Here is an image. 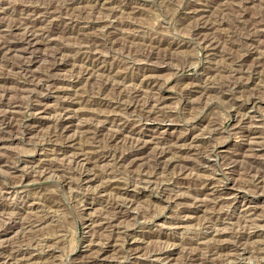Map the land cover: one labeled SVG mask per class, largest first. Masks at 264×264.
<instances>
[{
	"label": "rangeland",
	"instance_id": "374dc122",
	"mask_svg": "<svg viewBox=\"0 0 264 264\" xmlns=\"http://www.w3.org/2000/svg\"><path fill=\"white\" fill-rule=\"evenodd\" d=\"M0 264H264V0H0Z\"/></svg>",
	"mask_w": 264,
	"mask_h": 264
},
{
	"label": "bare ground",
	"instance_id": "6f19581e",
	"mask_svg": "<svg viewBox=\"0 0 264 264\" xmlns=\"http://www.w3.org/2000/svg\"><path fill=\"white\" fill-rule=\"evenodd\" d=\"M63 7V6H62ZM207 19V18H206ZM52 28V27H51ZM35 32V31H34ZM28 33V32H27ZM32 33V32H31ZM216 35V34H215ZM7 36V35H6ZM56 36V35H55ZM21 39V38H20ZM27 39H28V37H27ZM31 39V35L29 36V39H28V41ZM51 39V38H50ZM25 41H27V40H25ZM27 41V42H28ZM202 41V40H201ZM49 43V42H48ZM33 44V43H32ZM47 44V43H46ZM79 44V43H78ZM81 44V43H80ZM26 46V45H25ZM16 48V47H15ZM6 50V49H5ZM8 51V50H7ZM51 52V51H50ZM44 61V60H43ZM232 72V71H231ZM210 74V73H209ZM50 76V75H49ZM140 84V83H139ZM215 84V83H214ZM219 88V87H218ZM50 91V90H49ZM157 100V99H156ZM244 114V113H243ZM82 122V121H81ZM171 122V121H170ZM60 123V122H59ZM216 131V130H215ZM227 134V133H226ZM133 140V139H132ZM138 143V142H137ZM138 145V144H137ZM124 148V147H123ZM143 151V150H142ZM161 151V150H160ZM143 153V152H142ZM141 155V154H140ZM157 157V156H156ZM159 157V156H158ZM191 166V165H190ZM188 192V191H187ZM253 210V209H252ZM119 211V210H118ZM108 220V219H107ZM111 221V220H110ZM113 224V223H112ZM118 224V223H117ZM110 225V224H109ZM88 226V225H87ZM111 227V226H110ZM108 251V250H107ZM90 257V256H89ZM90 260V259H89Z\"/></svg>",
	"mask_w": 264,
	"mask_h": 264
}]
</instances>
